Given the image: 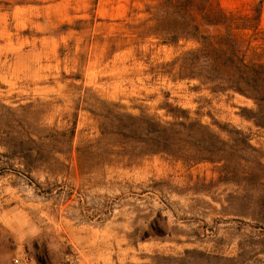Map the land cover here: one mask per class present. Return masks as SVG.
Instances as JSON below:
<instances>
[{
	"label": "rangeland",
	"instance_id": "1",
	"mask_svg": "<svg viewBox=\"0 0 264 264\" xmlns=\"http://www.w3.org/2000/svg\"><path fill=\"white\" fill-rule=\"evenodd\" d=\"M56 1L65 0H0V142L14 146L0 144V264L23 249L48 264H59L73 250L91 264H145L154 256L158 262L178 259L184 249L218 256L207 264H264V169L250 182L226 183L216 181L209 162L187 167L161 155L107 153L97 140L99 118L83 109L73 138L81 150L71 159L52 151L49 136L69 128L77 102L98 106L105 99L161 122L172 120L167 105L185 108L224 138L214 121L229 123L249 132L264 163V129L239 114L255 102L177 79L168 62L195 42L166 45L143 36L144 17L136 11L157 0H71L72 20L54 31H72L59 43L56 66L46 77L39 69L34 75L27 63L35 59L30 30L16 29L10 12L15 5ZM256 1L219 0L238 16L249 15ZM236 33L252 43L264 38ZM22 148H32L31 160L22 157ZM25 163L36 166L32 180L24 175ZM185 257V264H206L198 254Z\"/></svg>",
	"mask_w": 264,
	"mask_h": 264
},
{
	"label": "trees",
	"instance_id": "2",
	"mask_svg": "<svg viewBox=\"0 0 264 264\" xmlns=\"http://www.w3.org/2000/svg\"><path fill=\"white\" fill-rule=\"evenodd\" d=\"M262 3L263 0H257L251 13L243 16L226 11L219 0L147 1L136 13L147 15L139 22L144 27L143 36L155 38L166 45H175L181 40L197 44L182 50L168 62L171 68L176 67L177 79L195 80V88L203 86L213 93L233 90L251 98L256 107H240L239 114L257 128L264 129V56L261 53L264 38L257 37V42L252 43V38L236 33L237 30H249L250 35L264 34V29L260 27ZM67 27L64 24L61 29ZM204 28H218L219 33H209ZM79 109L99 118L97 140L106 145L107 153L129 158L161 155L187 167L209 162L217 174L216 181L226 183L250 182L264 169V163L254 154L249 132L241 128L215 120L214 124L226 134L224 138L209 124L191 116L185 108L167 105L166 111L172 120L161 122L144 111L134 114L121 110L120 104L105 99H100L98 106L91 103L80 106L77 102L69 128L49 136L52 151L63 154L66 159H71L74 151L81 150L73 146ZM1 145L7 149L14 147ZM12 151L17 152L15 149ZM20 151H24L23 158L31 160L32 148ZM35 169V165L25 163L24 175L32 180L31 172ZM164 234L165 224L159 232V235ZM183 253L184 256L178 259L163 256L166 262H158V257L154 256L151 263L145 264H165L171 259H175V264H185V255L193 253L198 254L206 264L218 257L196 249H184ZM36 257L42 264H48L38 255Z\"/></svg>",
	"mask_w": 264,
	"mask_h": 264
},
{
	"label": "crops",
	"instance_id": "3",
	"mask_svg": "<svg viewBox=\"0 0 264 264\" xmlns=\"http://www.w3.org/2000/svg\"><path fill=\"white\" fill-rule=\"evenodd\" d=\"M73 1L79 4L77 0ZM70 4L71 0H65L13 6L10 12L13 19V26L18 30H30V35H26V38L28 42L35 45L34 48L32 47L33 49H30L31 52H29L34 54L35 59L34 61L29 60L27 62L32 70H36L34 75H37V69H39L40 73H42L40 77H46V71L56 66L53 59H56V52L60 46L59 43L60 41H64V38L72 31L70 29H67L63 33L54 31H56L62 23H70L72 20L69 9L74 6H70ZM138 14L143 15L144 18L147 17L143 12H139ZM38 33L41 35H37ZM37 44L40 45V47H37ZM62 69L65 70V67ZM102 264L110 263L104 261Z\"/></svg>",
	"mask_w": 264,
	"mask_h": 264
},
{
	"label": "built area",
	"instance_id": "4",
	"mask_svg": "<svg viewBox=\"0 0 264 264\" xmlns=\"http://www.w3.org/2000/svg\"><path fill=\"white\" fill-rule=\"evenodd\" d=\"M9 264H42L35 254L27 250H16L9 258ZM59 264H91L82 258L77 250L66 254Z\"/></svg>",
	"mask_w": 264,
	"mask_h": 264
}]
</instances>
